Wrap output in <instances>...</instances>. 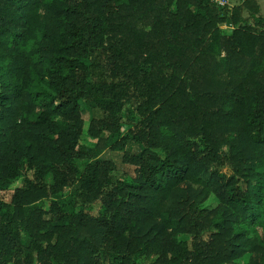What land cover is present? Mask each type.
<instances>
[{
    "label": "trees",
    "instance_id": "trees-1",
    "mask_svg": "<svg viewBox=\"0 0 264 264\" xmlns=\"http://www.w3.org/2000/svg\"><path fill=\"white\" fill-rule=\"evenodd\" d=\"M258 9L0 0V264H264Z\"/></svg>",
    "mask_w": 264,
    "mask_h": 264
},
{
    "label": "rangeland",
    "instance_id": "rangeland-1",
    "mask_svg": "<svg viewBox=\"0 0 264 264\" xmlns=\"http://www.w3.org/2000/svg\"><path fill=\"white\" fill-rule=\"evenodd\" d=\"M231 1L233 4H239L243 0H231ZM249 3L250 5H257L259 8L258 13L261 16H264V0H249ZM102 157L107 160H112L119 168H123V169L126 168L121 162V154L119 152L106 150L102 153Z\"/></svg>",
    "mask_w": 264,
    "mask_h": 264
},
{
    "label": "built area",
    "instance_id": "built-area-1",
    "mask_svg": "<svg viewBox=\"0 0 264 264\" xmlns=\"http://www.w3.org/2000/svg\"><path fill=\"white\" fill-rule=\"evenodd\" d=\"M211 3L219 6V7H227V8H232L234 4L232 3L231 0H209ZM222 28L226 29L227 26H222Z\"/></svg>",
    "mask_w": 264,
    "mask_h": 264
}]
</instances>
